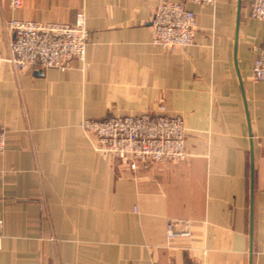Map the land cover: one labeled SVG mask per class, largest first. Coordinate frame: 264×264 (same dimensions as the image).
Instances as JSON below:
<instances>
[{"label": "crops", "instance_id": "1", "mask_svg": "<svg viewBox=\"0 0 264 264\" xmlns=\"http://www.w3.org/2000/svg\"><path fill=\"white\" fill-rule=\"evenodd\" d=\"M161 1L0 0L5 56L11 18L83 12L88 28L85 62L66 71L0 64V264H264V20L253 0L192 4L194 42L170 53L153 44ZM161 104L185 121L184 160L132 169L81 125ZM178 219L193 236L170 243Z\"/></svg>", "mask_w": 264, "mask_h": 264}, {"label": "built area", "instance_id": "2", "mask_svg": "<svg viewBox=\"0 0 264 264\" xmlns=\"http://www.w3.org/2000/svg\"><path fill=\"white\" fill-rule=\"evenodd\" d=\"M217 0H162L150 18L153 44L163 51L177 53L194 42L198 29L192 4L214 6ZM14 9L24 0H10ZM250 17L264 20V0H253ZM9 35V55L0 54V64L9 62L16 71L59 68L66 71L72 60L85 62L88 28L86 15L79 12L74 22L22 20L4 22ZM87 66V65H86ZM252 78L264 81V42L254 61ZM87 134L96 136L95 149L116 159H128L132 169L138 161L151 162L184 160L187 127L181 115H172L161 104L156 113L109 116L102 120L85 119L81 123ZM6 149L5 130L0 128V154ZM3 221L0 219V226ZM170 243L191 239L192 222L170 220L166 228ZM0 234V248H1Z\"/></svg>", "mask_w": 264, "mask_h": 264}, {"label": "water", "instance_id": "3", "mask_svg": "<svg viewBox=\"0 0 264 264\" xmlns=\"http://www.w3.org/2000/svg\"><path fill=\"white\" fill-rule=\"evenodd\" d=\"M240 4H241V0H239V11H240Z\"/></svg>", "mask_w": 264, "mask_h": 264}]
</instances>
